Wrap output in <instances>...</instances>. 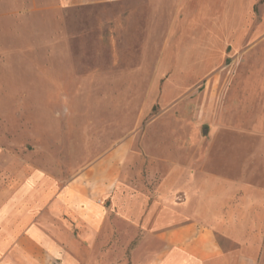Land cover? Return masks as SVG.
<instances>
[{
  "label": "rangeland",
  "instance_id": "rangeland-1",
  "mask_svg": "<svg viewBox=\"0 0 264 264\" xmlns=\"http://www.w3.org/2000/svg\"><path fill=\"white\" fill-rule=\"evenodd\" d=\"M246 1L0 0V147L13 173L27 164L63 187L142 141L179 140L184 125L254 155L264 0ZM253 168L264 184V148Z\"/></svg>",
  "mask_w": 264,
  "mask_h": 264
},
{
  "label": "crops",
  "instance_id": "crops-1",
  "mask_svg": "<svg viewBox=\"0 0 264 264\" xmlns=\"http://www.w3.org/2000/svg\"><path fill=\"white\" fill-rule=\"evenodd\" d=\"M252 79L264 88V68ZM179 133L107 157L63 187L27 164L13 173L0 147V264H260L264 184L253 166L264 144L253 155L246 144L206 141L199 126Z\"/></svg>",
  "mask_w": 264,
  "mask_h": 264
}]
</instances>
